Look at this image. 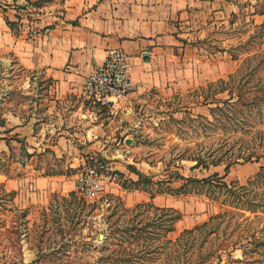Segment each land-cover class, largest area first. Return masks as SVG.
Listing matches in <instances>:
<instances>
[{
  "label": "rangeland",
  "instance_id": "obj_1",
  "mask_svg": "<svg viewBox=\"0 0 264 264\" xmlns=\"http://www.w3.org/2000/svg\"><path fill=\"white\" fill-rule=\"evenodd\" d=\"M36 1H30L29 8L48 5ZM25 8L24 12H27L28 6ZM171 23L180 43L167 60L158 58L150 63V71L155 73L150 76L146 89L138 95H130L117 115L104 113L115 121L109 127L110 138L104 141L106 151L95 149L84 158L87 164H95L103 171L119 172L120 186L112 192L114 196L107 193V198L97 203L95 218L99 231L94 230L93 234L98 245L104 239L105 215L119 199L126 206H133L149 201V190H164L156 194L154 201L159 205L175 206L182 212L171 232L172 237L223 211L224 206L219 200L209 198L205 193L171 194L169 191L170 186L179 187L185 182L182 175L203 177L214 171L225 172V163L211 165L209 169L194 167L195 158L201 155L210 158L223 152L226 156H235L226 159L233 161L226 179L238 178L246 184L249 196L261 197L264 201V175L247 182L255 175L239 177L237 172L238 164L245 162L244 156H264V101H250L249 90L255 82L264 81V0H208L203 5H192ZM230 72L235 73L236 80L240 77L250 79L241 86L245 91L242 98L238 95L229 98L230 95L223 92L216 98L227 99L217 102L209 89H201L210 82L227 79ZM34 75L23 71L8 53L0 56V139H8L12 144V153L10 149L8 152L12 154L11 162L0 172V188H11L2 178L34 177V174L27 175L31 166L36 171L45 168L47 173L63 172L69 178L56 181L58 184L40 201L35 196V201L31 202V195L21 200V195L17 201L15 196L6 206L0 199V264H78L73 257V245L68 247L67 253L59 251L63 247L59 227L64 220L58 219V215L65 214V206L54 194L71 191L76 194L75 173L84 163L79 161L67 166L66 158L56 156L51 148L25 155L23 141L14 138L17 133L3 127V114L7 109L25 116L33 112L40 116L42 106L54 99L47 90L49 79L40 73H37L38 79H33ZM27 76L32 81L28 79L27 83L24 80ZM217 104L224 108H216ZM135 164H139L140 169ZM127 165L146 174L147 181L140 185L146 186L148 191L122 186L132 185L127 178H139L138 174L134 177L130 173L121 174V169ZM34 183L40 185L38 181H25L24 188L28 192L34 191ZM240 212L254 215L248 210ZM257 213L264 216V211ZM256 224L261 227L264 223L262 220ZM240 228L237 226L234 233L237 234ZM232 256L243 258V248L232 250ZM227 257L224 254L222 262ZM233 264H264V247L248 252L244 261Z\"/></svg>",
  "mask_w": 264,
  "mask_h": 264
},
{
  "label": "crops",
  "instance_id": "obj_2",
  "mask_svg": "<svg viewBox=\"0 0 264 264\" xmlns=\"http://www.w3.org/2000/svg\"><path fill=\"white\" fill-rule=\"evenodd\" d=\"M0 1L7 7L0 6V56L8 53L23 71L35 74L33 79H38L37 73L43 74L49 79L47 90L54 98L40 107V116L7 109L3 127L23 137L30 152L51 148L56 156L66 158L67 166H72L84 163L85 156L95 149L106 151L104 141L110 138L109 127L115 123L105 116L103 107L80 94L82 83L104 61L108 51L120 48L128 54L135 84L131 95L140 94L155 73L150 71V63L158 58L167 60L180 43L172 20L192 5H203L208 0H41L48 5L40 12L29 8L30 1L36 0ZM25 6L29 8L27 12ZM7 19L16 23V29L9 26ZM31 29L37 30L33 37ZM28 79L32 81L29 76L24 80L28 83ZM0 150L9 152L6 139H0ZM262 165L264 156L239 163L238 175H254ZM135 166L140 169L139 164ZM125 167L122 172L132 177L137 174ZM28 174L34 177L2 178L16 190V201L21 195V200L31 195V202L35 196L40 201L58 184L56 181L69 178L66 173L50 174L45 168L36 171L33 166ZM25 181H38L40 185L34 183V191L28 192Z\"/></svg>",
  "mask_w": 264,
  "mask_h": 264
},
{
  "label": "trees",
  "instance_id": "obj_3",
  "mask_svg": "<svg viewBox=\"0 0 264 264\" xmlns=\"http://www.w3.org/2000/svg\"><path fill=\"white\" fill-rule=\"evenodd\" d=\"M37 3L41 2L36 1ZM257 12L263 13L262 10ZM11 28L16 29L15 22L6 20ZM236 80L235 73L230 72L228 78H221L217 82H210L201 89L211 91L217 102L225 101L227 98H216L217 94L227 92L233 98L238 95L242 98L245 91L242 87L250 79ZM252 98L250 101H264V81H257L249 86ZM218 109L224 106L217 104ZM10 130V129H7ZM14 138L23 141V152L32 155L27 148L24 138L14 135ZM9 149L12 153V144L8 139ZM0 150V172L2 167L11 162L12 154ZM35 153V152H34ZM233 155H225L223 152L214 154L210 158L205 155L196 157L194 167L217 166L225 163V172L221 174L214 171L203 177L181 176L185 182L179 187H169L171 194L181 193H205L209 198L219 200L224 210L211 215L208 220L196 224L193 227L182 229L176 237L171 236L175 230L176 223L182 217V212L175 206L159 205L154 201L157 193L164 190L150 191V200L137 202L133 206H126L121 199L105 215L106 226L102 229L104 239L102 244L95 243L93 231H99L95 211L98 202L106 197L93 202H88L77 193L68 192L64 194L55 193V198H61L65 206V214L58 215L61 222L59 232L63 238L59 251L67 253L68 247L74 246V258L78 264H233L242 262L250 251H257L264 247V224L258 227L256 222L264 223V216L258 211H264V201L261 197H251L246 191V184L241 183L238 178L228 181L226 175L229 172L234 159ZM255 158L248 154L244 156L245 161H254ZM20 161L23 163V159ZM133 170V166L127 165ZM139 175L138 179L127 178L132 185L123 184L124 188H138L148 191L146 186V174L140 170H133ZM50 173V172H49ZM61 173L51 172L50 174ZM123 174V172H121ZM254 178H248L247 182L261 178L264 175V165L254 174ZM134 185V186H133ZM168 191V192H169ZM16 195V190L5 187L0 188V199L4 205H8ZM110 197L114 196L108 193ZM101 200V201H100ZM9 202V203H8ZM248 210L252 214L240 212ZM24 210V214H26ZM64 224V225H63ZM240 231L235 234L237 226ZM232 248V249H230ZM243 248V258L232 256V250ZM227 259L223 261V255ZM40 256V255H39ZM227 261V262H226Z\"/></svg>",
  "mask_w": 264,
  "mask_h": 264
},
{
  "label": "built area",
  "instance_id": "obj_4",
  "mask_svg": "<svg viewBox=\"0 0 264 264\" xmlns=\"http://www.w3.org/2000/svg\"><path fill=\"white\" fill-rule=\"evenodd\" d=\"M46 8V5H32L30 9L40 12ZM36 33V29L30 30L31 37ZM131 66L125 51L111 48L104 61L82 83V98L94 105H100L109 116L117 115L134 91ZM74 183L79 196L96 201L119 188V172L103 171L95 164L84 162L75 173Z\"/></svg>",
  "mask_w": 264,
  "mask_h": 264
}]
</instances>
